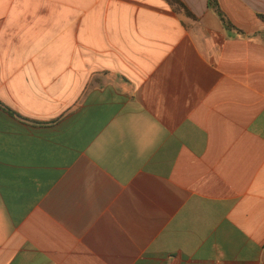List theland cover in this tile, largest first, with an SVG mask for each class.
Instances as JSON below:
<instances>
[{
  "label": "crops",
  "instance_id": "1",
  "mask_svg": "<svg viewBox=\"0 0 264 264\" xmlns=\"http://www.w3.org/2000/svg\"><path fill=\"white\" fill-rule=\"evenodd\" d=\"M180 2L0 0V264H264V0Z\"/></svg>",
  "mask_w": 264,
  "mask_h": 264
},
{
  "label": "trees",
  "instance_id": "2",
  "mask_svg": "<svg viewBox=\"0 0 264 264\" xmlns=\"http://www.w3.org/2000/svg\"><path fill=\"white\" fill-rule=\"evenodd\" d=\"M172 5H174L178 11L183 12L185 15L193 17L192 13L188 10V8L180 2V0H167ZM209 7L217 14L220 18L222 24L228 29H235L234 25L226 18L224 13L219 8L218 0H208ZM261 20L264 22V16L260 15ZM12 113V112H11Z\"/></svg>",
  "mask_w": 264,
  "mask_h": 264
},
{
  "label": "clouds",
  "instance_id": "3",
  "mask_svg": "<svg viewBox=\"0 0 264 264\" xmlns=\"http://www.w3.org/2000/svg\"><path fill=\"white\" fill-rule=\"evenodd\" d=\"M143 152H144V148L141 147L140 150L138 151V155H143Z\"/></svg>",
  "mask_w": 264,
  "mask_h": 264
}]
</instances>
